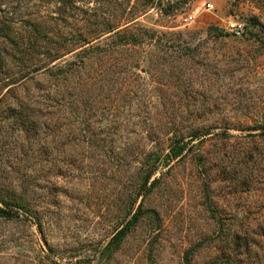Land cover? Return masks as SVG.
<instances>
[{
	"label": "rangeland",
	"instance_id": "374dc122",
	"mask_svg": "<svg viewBox=\"0 0 264 264\" xmlns=\"http://www.w3.org/2000/svg\"><path fill=\"white\" fill-rule=\"evenodd\" d=\"M37 21L86 36L98 77L51 151L8 106L45 119V66L83 43L52 62ZM0 198L24 206L0 216V264H264V0H0Z\"/></svg>",
	"mask_w": 264,
	"mask_h": 264
},
{
	"label": "trees",
	"instance_id": "16d2710c",
	"mask_svg": "<svg viewBox=\"0 0 264 264\" xmlns=\"http://www.w3.org/2000/svg\"><path fill=\"white\" fill-rule=\"evenodd\" d=\"M30 29H32V32L34 34H37V36L40 37L37 39H34V36L32 37L33 42L31 43L33 44L31 45V47H35V42L40 41L41 38L47 37L46 40H43L44 47L46 49L44 54L52 62H55L57 59L63 58L66 55L77 50V48H72L74 45L83 43L80 47H78H82L83 49H81L82 51H78L76 59L66 61L64 64H61L59 62L51 66L49 64L45 66V73H47L49 77L47 82H50V84H52V86H48L46 84L45 88L39 86L40 93L43 90L46 91L45 105L47 112L44 111V113H46L45 119L40 117L44 109L41 110V108L38 105H35L33 102L28 103L29 107L27 108V110H16V108L18 107L17 102L20 101V93L19 88L12 89L14 90L13 96L15 97L14 99L16 100L17 105L15 109H13L9 105L10 109L8 106V110L14 111L13 113L15 115L18 114V116L14 118L15 127H18V129H22L24 131L23 133L26 132V134H28L30 138L39 137L40 134H43L44 136L42 137V140L44 143V147L46 149L48 148V150L51 151L52 149L56 148L58 142L61 141V138L58 137V135H67L63 125L64 119L72 116V112L78 108V104H80L81 102L84 103L85 100L86 102L90 100L89 95H87L88 87L92 84V82L95 81H92V78L98 80V77L95 76L94 73H92V67L89 72H87V69H83L88 66V57H90L93 49L92 47L87 48L86 45L89 44L90 41H88V38L82 33H79L78 35H76V33H63L59 34L58 39H53L56 37L50 35V32L53 31L51 26L44 25L43 22L38 21L32 22V24L30 25ZM42 34L43 37L41 36ZM40 67L34 66L32 71H38ZM32 79L33 82L36 81L34 78ZM52 87L56 88V91L54 93L51 92ZM10 90L11 88L8 89V93H6L5 95V98L7 99L10 98ZM22 104L23 102H19V106H22ZM57 106L58 109H55L57 108ZM68 109H70L69 112L67 111ZM7 121L10 120H6V123ZM8 131L9 135H11L12 132L10 131V128H8ZM49 136L53 137L50 139ZM58 138L60 139L58 140ZM186 145L187 144L184 142V140L177 139L171 144L170 149L166 154L158 156L154 160V162L152 161L147 166V170L143 176L144 189L150 191L152 187L159 182L161 176L156 177L153 181H151L154 174H156V172L159 170V167L161 165H169V162L171 160L182 156ZM150 181L151 186L147 187ZM20 205L22 204H20V202H17V200L15 199L7 200L5 198H0V216L9 217L11 215H14L15 213L13 212V207H24ZM140 217H143L141 208L136 210L132 218H130L128 222L115 234L111 244L113 245L116 242L122 240L124 236L129 231H131L132 228H134Z\"/></svg>",
	"mask_w": 264,
	"mask_h": 264
},
{
	"label": "built area",
	"instance_id": "2783aa9c",
	"mask_svg": "<svg viewBox=\"0 0 264 264\" xmlns=\"http://www.w3.org/2000/svg\"><path fill=\"white\" fill-rule=\"evenodd\" d=\"M209 6L213 7V4H209ZM187 19L192 20L190 17ZM226 28L236 36H243L247 30V23L236 16H230L227 19Z\"/></svg>",
	"mask_w": 264,
	"mask_h": 264
}]
</instances>
